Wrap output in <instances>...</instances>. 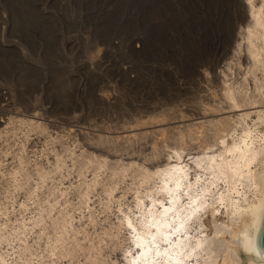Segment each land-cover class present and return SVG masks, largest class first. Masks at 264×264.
<instances>
[{
    "label": "bare ground",
    "instance_id": "obj_1",
    "mask_svg": "<svg viewBox=\"0 0 264 264\" xmlns=\"http://www.w3.org/2000/svg\"><path fill=\"white\" fill-rule=\"evenodd\" d=\"M194 4L195 29L201 32L205 49L201 50L199 64L186 63L190 67L186 66L185 73L199 85V93L207 94L205 102L162 114L156 112L158 105H149L148 110L144 105L143 111L149 113L143 115L141 111V116L132 118L134 121L131 119L121 129L80 125L74 138L80 143V152L62 145L64 154L53 145L48 152L54 153V159H48L50 165L37 158L32 160L29 155V131H47L50 143L56 138L37 114L0 118V264H47L48 259L49 264H95L100 262L105 240L116 248L119 243L125 248L124 258H108L111 264H241L238 246L243 253L264 256L258 244L264 218V0H196ZM156 5L157 0H148L149 13L145 17L152 42L153 37L161 35L164 24L154 13ZM141 45L145 47V43ZM143 47L136 50L138 54L145 50ZM236 67L241 75L233 78ZM148 69L157 80H163L164 72L157 64ZM150 73L136 72L130 81L143 84ZM214 86L218 89H212ZM0 98L6 100L4 106L11 104L6 94L1 93ZM65 114L62 116L66 122L81 115L78 111ZM11 137L17 145L15 150L10 149ZM122 149L129 154L124 156ZM10 154L15 159L11 162ZM89 170L91 176L87 175ZM72 171L78 178L65 184ZM57 173H61L60 180L55 178ZM120 175L125 179L130 175V185H136L132 187L135 205L121 207L123 216L117 215L119 221L104 226L98 218L118 200L115 178ZM100 189L105 197L98 194L102 199L92 202V194ZM96 202L101 208L95 206ZM14 210L18 213L12 217ZM221 213L226 220H219ZM209 214L212 227L205 221ZM99 223L103 226L98 227ZM107 256H103L105 261ZM245 264L264 261L248 259Z\"/></svg>",
    "mask_w": 264,
    "mask_h": 264
},
{
    "label": "rangeland",
    "instance_id": "obj_2",
    "mask_svg": "<svg viewBox=\"0 0 264 264\" xmlns=\"http://www.w3.org/2000/svg\"><path fill=\"white\" fill-rule=\"evenodd\" d=\"M162 1L163 0H157V7H155L154 13L157 18L164 20V24L161 26V35L164 37L157 35L158 37L155 36L152 38L154 39V42H152L151 35L149 38V27L146 19L148 18L147 13H149L148 0H0V94H6L9 100H11L9 106H4L6 100H1L0 98V118H7L9 115H17L20 117L26 115V117H29L30 114H37L39 120L45 122L49 127V131L56 137L55 142L50 143L48 142L47 131L44 133H39L35 130L29 131L28 150L30 151L29 155L32 160L37 158L45 162L46 165H50L48 159H54V155H52L54 153L50 152L49 154L48 152L50 151L49 148L53 147V145L57 151L60 149L59 151L62 150L61 152H63L62 145H68L79 153L81 149L79 146L80 143L74 138L76 137L77 139V133L80 132L78 130L81 129L80 127L86 126L85 124L92 125L93 129H98L99 126H109L110 128L117 127L121 129L123 125H128V122L132 118L136 119V117L138 118V116H141L142 112L143 115L144 113H149L143 111L142 108L144 105H147L144 106V109L147 108V110L149 109L148 107H150L149 105L152 107L158 105L159 107L157 106L158 110H156V112L158 111V114L159 112L162 114L164 111L177 110L174 109L177 107L180 109L183 105H191L192 103L195 104V102L206 101L207 94L204 95L205 92L199 93L197 89L199 85H197L195 81L190 80L189 74L185 73L187 64L191 66V64L196 65L199 64L197 63L198 61H202L200 60L202 55L201 50L203 51V49H205L204 42L202 39L200 40V37H202V35H200L201 32L199 31L200 33H198L197 30V18L195 17V19L193 17L197 16V13H195V11L197 12V7H195L196 4H194L196 0H176L177 2L179 1L178 3L172 0L174 4L170 2L171 0H167V2L166 0ZM186 2L187 8H191L190 12L188 9L187 11L185 10L186 7L184 5H186ZM189 2L191 4L193 3V7H191ZM168 4H170V8ZM182 5L183 8L181 7ZM179 7H181L180 10L183 9V11L181 10L182 12L178 9ZM163 8H166L167 11ZM160 9L164 14L166 12V15H164ZM192 9L193 11H191ZM175 10H177V12ZM160 16L162 18H160ZM175 18L176 21L174 20ZM172 21L175 22L173 23ZM177 24L180 25L177 26ZM173 26L175 28L177 27L176 30ZM179 26L185 29L182 30ZM189 26L192 27H190L192 30L194 29L193 32H191L192 30ZM171 30L173 32L177 31V33H172ZM164 31L167 32L164 33ZM188 31L190 32V36L188 35ZM191 33H194L193 35L195 37L192 36ZM169 34H171V36L174 34L176 40L173 36H169ZM185 34L189 39L187 37V39L184 38ZM192 37L194 40L191 39ZM198 37L199 40H197ZM140 38H142L143 41ZM148 39L150 43L149 47H146L149 42ZM165 39L166 42H164ZM190 40L191 44L192 42L195 43L194 41L197 40L199 42L196 41L197 47L194 44L191 45ZM175 42L177 43L175 44ZM143 43H145V47L142 45L138 46V44ZM167 43L169 45H167ZM202 44L203 46L201 47L200 45ZM160 45L163 48H160ZM141 47L145 48V50L138 54L136 50L142 49ZM184 47L187 48L185 49ZM157 48L158 50H156ZM152 51H154V53H152ZM189 53L190 56H188ZM186 54L188 57L185 56ZM154 63L164 72L162 76L165 82H163V80H157L158 78L154 76L155 74L148 71V67L155 65ZM223 64L224 62L221 63V65ZM131 67L132 69H130ZM143 69L150 73L149 76L151 77L148 81L143 84L130 81V77L135 75L136 72H145ZM236 69L237 67L234 69V73L231 74L234 76L233 78H238L241 75L239 68L237 72ZM120 70L121 73L119 72ZM126 70L127 73L125 72ZM217 70H219V68ZM177 71H179V73L174 74ZM169 74L170 76H168ZM144 76L147 77L148 74ZM149 80L154 82L152 83ZM215 87L216 86L212 89H215ZM216 89L218 88L216 87ZM99 94L101 96H99ZM116 96H119V98H116ZM101 98L104 100L103 103H101ZM138 103H140V107H136L139 106ZM71 107H73V109L77 108L75 111H78L81 115L79 118H72L69 122H66L63 119V116H66L64 113L66 111L69 114L75 113L73 109L72 111L69 110ZM153 112L151 111L150 113H156ZM134 119L132 120L134 121ZM51 120H54V122ZM249 121L252 123L253 120L249 119ZM56 122L59 125H57ZM61 124H64V127H61ZM70 125L74 127L71 128ZM95 126L97 128H95ZM171 134L172 133H170V135ZM175 136L177 137V135ZM8 142H10V149L15 150L17 145H15L14 138L11 137ZM141 143L144 144L145 142L141 141ZM141 143L137 145L141 146ZM138 146H136L137 149ZM33 150L36 152H33ZM119 151H116V153H120L121 155L123 149L122 152L121 150ZM163 152L166 151L164 150ZM63 153L66 154L65 152ZM126 153L128 152L124 150L123 155L126 156L129 154ZM166 154H168V152H166ZM166 154L164 153L163 155ZM8 157H10V162L15 160L12 158V154ZM163 157H168V155ZM66 158L69 160L68 156ZM187 158H189V155H187L186 159ZM70 162L71 161H69L68 164H70ZM90 170L87 173L88 176L92 174ZM65 173L67 172L65 171ZM106 174L107 173H104V175ZM60 175L61 173H57L55 178H59L60 180ZM76 175L77 173L72 171L67 176L68 178L66 177L67 179L64 181L66 182L65 184H68V181L71 179L76 181ZM121 176L122 175L115 178V181H117V186L115 187H118L117 190L115 189V196L118 200L120 197L122 201L114 200L109 205L110 207L107 208L108 211L104 210V212L99 215L101 217H99L98 220L99 222L103 220L102 224L104 226L106 224V226H111L112 223L119 221V219L117 220L118 216H123L121 207L122 209L129 208L127 205L128 203L132 204L130 207L135 205L132 202L135 194L133 189L136 185H134V183V186L130 185V182H132L131 178H129L131 177L130 175H128V177L125 175L126 179ZM118 178L119 181L117 180ZM59 180L57 182H59ZM115 184L114 182V185ZM47 190L48 189H46V191ZM101 191V189L94 191V196L92 194V202L96 201V199L99 200L105 197V192ZM96 192L98 193L96 194ZM122 192L126 193L122 194ZM98 194H100V196L102 195V198L98 197ZM122 195H124V197H122ZM97 205V208L101 206L99 202H96L95 206ZM130 209H128V211H130ZM133 209L135 208L133 207ZM14 211V213L12 212L10 214L12 217L18 213L17 210ZM103 217L105 219H103ZM218 218L220 221L227 219L224 213H221ZM205 221L209 227L213 226L212 216L210 214L205 218ZM100 224L101 223L98 224V227L103 226ZM106 241L107 240L103 241L105 247L103 246L104 248L102 249L105 255L103 252L100 255V257L102 256L101 258L104 259L102 260L100 258L98 260V262H100L95 264H107L109 259L113 257H120L121 259V256L124 254L123 251L125 248L122 247L123 245L120 247L119 243V245H116V248L113 246L114 244L112 242ZM108 245H110V247ZM108 252L112 255L110 256ZM103 256H107L106 261ZM44 259L48 258L45 257ZM63 261L64 263L67 262L68 258L63 259ZM48 262L49 259L47 260V264L50 263ZM67 263L70 264L69 262ZM108 264L111 263L109 262Z\"/></svg>",
    "mask_w": 264,
    "mask_h": 264
},
{
    "label": "water",
    "instance_id": "obj_3",
    "mask_svg": "<svg viewBox=\"0 0 264 264\" xmlns=\"http://www.w3.org/2000/svg\"><path fill=\"white\" fill-rule=\"evenodd\" d=\"M258 244H259L260 252H264V218H263V222H262L261 229L259 232ZM237 251L242 257L241 264H245L248 259H254L256 261H259V260L264 261V256L261 255V257H257L252 253L251 254L243 253L241 247L239 246L237 247Z\"/></svg>",
    "mask_w": 264,
    "mask_h": 264
}]
</instances>
